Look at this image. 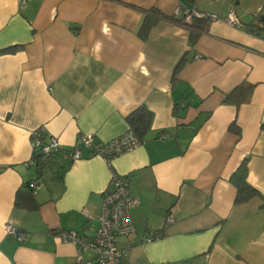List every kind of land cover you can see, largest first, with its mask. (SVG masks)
<instances>
[{"label":"crops","instance_id":"obj_1","mask_svg":"<svg viewBox=\"0 0 264 264\" xmlns=\"http://www.w3.org/2000/svg\"><path fill=\"white\" fill-rule=\"evenodd\" d=\"M259 2L240 11V0H0V51L17 48L0 54V264L92 261L59 234L94 235L112 173L127 177L138 202L129 212L134 234L116 239L127 264H264V208L259 199L235 204L230 181L246 159V181L264 196ZM178 8L218 16L204 18L193 47L189 24L152 13ZM146 16L154 23L144 37ZM243 83L253 86L249 102L223 104ZM141 106L152 114L142 145L110 162L86 148L79 160L64 157L80 133L97 144L123 135ZM39 129L60 144L40 173L32 161ZM7 224L22 240L6 235ZM150 233L160 238L145 242Z\"/></svg>","mask_w":264,"mask_h":264},{"label":"built area","instance_id":"obj_2","mask_svg":"<svg viewBox=\"0 0 264 264\" xmlns=\"http://www.w3.org/2000/svg\"><path fill=\"white\" fill-rule=\"evenodd\" d=\"M26 0H21L25 3ZM173 16H183L186 24H190L193 17L206 18L211 21L218 19L216 15H204L190 11L186 8H178L174 11ZM225 21L230 26H239L238 20L229 15ZM33 153H39L42 157L48 158L50 155L60 151V144L55 138L43 139V130L39 129L33 133ZM143 141L139 140L132 131L128 129L123 135L102 144L95 143L93 133H80L76 136L73 147L64 152V157L73 161L82 158L81 148H86L88 156H99L106 162L113 158L127 153L138 146ZM31 187H35L34 184ZM138 202L129 192L128 179L126 176H120L115 173L111 174L109 186L104 194L102 202L101 215L99 217V226L93 236L87 237L78 232L70 231L59 234L64 242L72 243L78 252V259L81 261L82 252L91 251L94 254L92 261L85 264H127L125 262V253L116 246V239L120 236H130L134 234L129 212L130 209L137 206ZM172 222L171 219L167 223ZM6 235L13 236L22 240L14 226L7 224L5 226ZM158 239L153 233L145 237V242L149 243Z\"/></svg>","mask_w":264,"mask_h":264},{"label":"trees","instance_id":"obj_3","mask_svg":"<svg viewBox=\"0 0 264 264\" xmlns=\"http://www.w3.org/2000/svg\"><path fill=\"white\" fill-rule=\"evenodd\" d=\"M181 1L183 3H186L187 5H192L194 2V0H181ZM152 13L153 15H157L165 19L173 20L176 23H182L184 20L183 18L175 19L173 18V16H167L161 13H156L154 11ZM150 19L152 18L148 16L145 17L142 23V26L139 30V33H138L140 36L145 37V35L148 33L149 29L153 25L154 21ZM262 20H264V18H262ZM254 27H255L254 25H249L247 26V30L254 32ZM187 28L189 30L188 44H189V47H193L195 43L197 42L199 36L202 33H205V31L207 30V21L204 18L193 17L191 19L190 24L187 26ZM16 50H17L16 47L9 48V49L0 51V54H4L8 52L13 53ZM186 62L187 61L185 59V56H183L175 67V70H174L175 74L183 67V65H185ZM252 89H253V86L247 83H243L237 86L236 88L231 90L229 93L224 95L223 104L233 105V106L238 107L239 105L249 102ZM151 120H152V114L144 106L139 107L138 109L130 113L126 118L128 129L132 131L134 135L141 141H143V138L145 137L147 131L149 130ZM43 160L44 158L42 157L41 154H39L38 152L33 153L32 161L38 173H40L42 170V166L44 163ZM246 176H247V161L246 159H244L242 163L240 164V166L238 167V169L235 171V173L230 178L231 184L236 190L234 203L242 204L252 199H259L261 202L260 207L264 208V196H261L256 190H254L247 183ZM29 187L30 186L28 184L25 185V188H27L28 190H29ZM21 191L22 190L19 189L16 193L15 207L22 206L21 198L23 194L21 193ZM30 202L31 203H29L27 207L34 208L36 203L33 202V199H31ZM154 235L160 238L159 235L157 234H154Z\"/></svg>","mask_w":264,"mask_h":264},{"label":"rangeland","instance_id":"obj_4","mask_svg":"<svg viewBox=\"0 0 264 264\" xmlns=\"http://www.w3.org/2000/svg\"><path fill=\"white\" fill-rule=\"evenodd\" d=\"M259 1H261V0H258V3H260ZM246 8H249L253 11L257 10L256 0H240V11L244 10ZM261 14H264V12H261ZM262 16H264V15H262Z\"/></svg>","mask_w":264,"mask_h":264},{"label":"clouds","instance_id":"obj_5","mask_svg":"<svg viewBox=\"0 0 264 264\" xmlns=\"http://www.w3.org/2000/svg\"><path fill=\"white\" fill-rule=\"evenodd\" d=\"M105 32L108 31L107 27L105 26V28L103 29ZM97 47H99V44L97 45Z\"/></svg>","mask_w":264,"mask_h":264}]
</instances>
